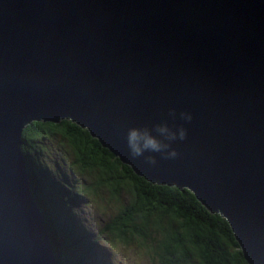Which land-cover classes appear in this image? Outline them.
I'll list each match as a JSON object with an SVG mask.
<instances>
[{
    "label": "water",
    "instance_id": "95a60500",
    "mask_svg": "<svg viewBox=\"0 0 264 264\" xmlns=\"http://www.w3.org/2000/svg\"><path fill=\"white\" fill-rule=\"evenodd\" d=\"M58 117L146 179L187 186L264 264V0H0V264H51L17 141ZM129 128L178 156L133 159Z\"/></svg>",
    "mask_w": 264,
    "mask_h": 264
},
{
    "label": "trees",
    "instance_id": "16d2710c",
    "mask_svg": "<svg viewBox=\"0 0 264 264\" xmlns=\"http://www.w3.org/2000/svg\"><path fill=\"white\" fill-rule=\"evenodd\" d=\"M54 134L67 147L69 172L78 176L79 181L73 185L63 178L64 171H60L59 178L52 172L53 164L47 162L46 140ZM18 147L28 190L42 212L45 232L50 236L55 264H85V249L89 247H82V258L81 239H77L80 234L72 217L79 190L88 197L106 193L110 202L115 201L118 210L104 221L103 229L123 240L140 233L138 243L153 246V264H250L218 210L209 211L187 186L152 182L134 172L126 161L89 134L85 126L69 117L29 120L19 131ZM121 188L127 189L123 198ZM57 195L62 200L60 206L54 203ZM66 217L68 221L64 220ZM69 227L74 230L71 234ZM72 241L75 255H71L72 247L68 248Z\"/></svg>",
    "mask_w": 264,
    "mask_h": 264
},
{
    "label": "rangeland",
    "instance_id": "374dc122",
    "mask_svg": "<svg viewBox=\"0 0 264 264\" xmlns=\"http://www.w3.org/2000/svg\"><path fill=\"white\" fill-rule=\"evenodd\" d=\"M46 144L48 145L47 153L49 155L47 162L53 164L55 171L50 170L59 178H62L60 171H64L63 178L72 185L79 181L76 174L69 172L70 165L65 151L67 147L63 144L60 136L58 134L50 136V139L46 140ZM36 156L39 157V153ZM62 186L66 191V184L64 183ZM39 187L40 185L37 184L35 190L38 191ZM78 193L79 199L73 205L74 215L72 217L75 219L74 227L78 228L80 234L77 239H81V250L83 251L84 245L86 248L89 247L88 250L85 249V264H153L156 258L152 251L153 246L138 243L137 238L140 233L135 232L132 234V239L123 240L113 236L107 229H103L104 221L110 220L111 216L118 210L119 206L115 201L110 202L106 197V193L92 194V197H88L84 193L80 194V190ZM119 193L120 198H123L127 195V189L121 188ZM56 198L57 201H54V203H58L59 206L62 205V200H58L60 197L57 195ZM67 198L69 199V196ZM118 202L120 204L119 200ZM64 220L68 221L67 217ZM60 226H63V224H60ZM73 231V228L69 227L68 234ZM101 240L109 241L111 247L101 244ZM75 241L68 245V248L72 247L73 250L71 255H75ZM79 250L78 248L77 251ZM68 262L71 261L68 260Z\"/></svg>",
    "mask_w": 264,
    "mask_h": 264
},
{
    "label": "clouds",
    "instance_id": "9594fccd",
    "mask_svg": "<svg viewBox=\"0 0 264 264\" xmlns=\"http://www.w3.org/2000/svg\"><path fill=\"white\" fill-rule=\"evenodd\" d=\"M172 114L174 115V113ZM181 116L187 121H191L192 119L191 114L188 113H181ZM156 131L165 135L171 141H183L187 136L186 129L183 127L179 128L177 132H171L167 125H157ZM126 142L129 154L133 159L144 156L146 151L160 153L163 159H174L178 156V152L175 149L169 151L170 145L154 138L146 128L143 130L129 128L126 135ZM145 160L150 165L157 164V159L154 156H147ZM100 243L111 247L109 241L101 240Z\"/></svg>",
    "mask_w": 264,
    "mask_h": 264
},
{
    "label": "bare ground",
    "instance_id": "6f19581e",
    "mask_svg": "<svg viewBox=\"0 0 264 264\" xmlns=\"http://www.w3.org/2000/svg\"><path fill=\"white\" fill-rule=\"evenodd\" d=\"M17 142H19V141H17ZM19 144V143H18ZM17 144V145H18ZM28 172V171H27ZM35 208V210H36V213H37V215H38V217H39V221H40V224H41V227L43 226V224H44V220H43V218H42V213H41V211H40V209L39 208H37V207H34ZM47 228V227H46ZM44 233V236H45V239H46V242H47V245H48V249H49V253H50V258H51V264H55V260H54V257H53V253H52V246H51V244H50V236L49 235H47L45 232H43Z\"/></svg>",
    "mask_w": 264,
    "mask_h": 264
}]
</instances>
